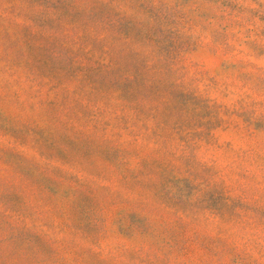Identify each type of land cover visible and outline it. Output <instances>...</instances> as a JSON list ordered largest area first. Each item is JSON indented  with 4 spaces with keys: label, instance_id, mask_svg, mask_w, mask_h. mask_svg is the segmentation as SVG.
Returning <instances> with one entry per match:
<instances>
[{
    "label": "rangeland",
    "instance_id": "obj_1",
    "mask_svg": "<svg viewBox=\"0 0 264 264\" xmlns=\"http://www.w3.org/2000/svg\"><path fill=\"white\" fill-rule=\"evenodd\" d=\"M0 264H264V0H0Z\"/></svg>",
    "mask_w": 264,
    "mask_h": 264
}]
</instances>
